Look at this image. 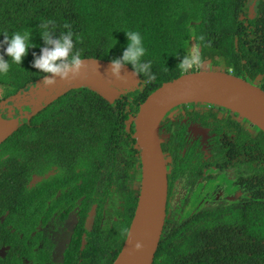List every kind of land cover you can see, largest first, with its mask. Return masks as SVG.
<instances>
[{
    "label": "trees",
    "instance_id": "trees-1",
    "mask_svg": "<svg viewBox=\"0 0 264 264\" xmlns=\"http://www.w3.org/2000/svg\"><path fill=\"white\" fill-rule=\"evenodd\" d=\"M252 4L251 0H0V55L6 47L4 34L30 33L35 45L21 65L5 55L10 70L0 75V85L5 87L0 98L27 89L46 75L31 63L32 53L39 54L44 45L40 34L45 23L57 37L70 29L81 58L119 57L128 43L125 31H138L147 49L143 59L151 61L155 74V80L148 83H144L147 77L140 75L141 88L122 94L113 103L88 87L70 90L38 114L42 119L21 127L32 131L26 139L28 145L51 148L48 156L54 162L67 157L69 181L89 200L84 201L85 218L88 203L95 202L103 209L104 189L115 198L114 205L121 203L118 216L121 213L122 219L114 220L107 232L89 230L86 242L74 234L60 251L50 245L51 240H44L41 246L40 233L0 232V242L10 246L6 255L0 254V264H113L127 238L140 192L127 180L132 175L133 180L141 178L135 124L128 125V121L149 94L184 74L178 63L186 53H198L202 63L210 60L226 71L233 66L236 75L264 88V0ZM194 41L200 45L198 52H194ZM229 56L235 64L228 62ZM260 75L263 77L258 79ZM253 143L249 145L253 155L244 156L237 185L232 187L242 190L241 198L220 199L210 205L206 195L196 193L189 202L185 198L176 202L154 264H264V131L258 127ZM46 169L39 164L37 171ZM25 176L31 177L29 168ZM63 182L61 179L59 184ZM21 185L25 186L23 179ZM175 187L170 181L171 196ZM37 191L44 203L55 198L58 190L44 182ZM25 195L30 199L31 195ZM202 198L206 200L201 202ZM28 206L29 202L16 206L19 222L24 220L21 210ZM55 210L53 207L51 213ZM36 226L29 224V229ZM56 256L62 259L56 261Z\"/></svg>",
    "mask_w": 264,
    "mask_h": 264
},
{
    "label": "flooded vegetation",
    "instance_id": "flooded-vegetation-1",
    "mask_svg": "<svg viewBox=\"0 0 264 264\" xmlns=\"http://www.w3.org/2000/svg\"><path fill=\"white\" fill-rule=\"evenodd\" d=\"M251 1L255 6L256 0ZM229 69L233 73V69ZM250 81L252 82V79ZM36 83L27 89L20 90L21 93L30 90L36 86ZM18 93L19 91L0 98L2 116L5 119L19 118L20 122L17 131L5 139L1 136L0 139V232L5 235L9 231L23 235L22 233L29 230L33 233L32 236L40 233L41 246L44 240H51L50 245L55 250L58 248V251L65 249L74 234L80 237L78 240L82 238L86 242L89 230L96 228L98 234L107 232L114 226V220L116 221L118 217L122 219L121 213L118 216V211L122 208L121 203L114 205L112 201L115 198L112 194H107L109 190L103 189L102 196L106 194L103 209H98V204L95 202L88 203L90 209L87 217H84L87 213V204L85 205L84 201L89 200L86 194L74 193L73 186L70 185L69 177H67L69 175L67 157H61L54 162L53 158L48 156L51 148L28 145L26 139L30 137L32 131L21 130L26 123L32 126L34 119H42L38 114L48 109L55 100L51 99L42 105L32 101L31 104H27L22 100L12 99ZM44 119L39 122V126L44 123ZM255 136L256 125L238 112L211 102H186L170 110L160 128L161 145L167 159L169 187L170 181H174L176 186L173 196L170 191L168 194L166 222L170 213L174 212L173 207L174 205L176 207V202L182 198L189 202L196 193L206 195L210 205L220 199L235 201L241 198L242 190H232L227 181H221V183L218 181L222 175H226L235 183V186L237 185V176L241 172L244 156L253 155L254 151L249 149V145L254 144ZM54 137L56 138L55 135ZM240 145L246 146V149ZM172 147L176 151L171 150ZM39 164L46 166L48 170L38 173ZM28 168L31 177H23V173ZM106 175L109 177V171ZM132 176L127 177L128 184L130 186L134 184V187L140 188L141 178L133 180ZM22 179L25 186L21 185ZM61 179L64 180L63 184H59ZM44 182L52 186L54 191H58L55 198L43 203L40 202L37 190L43 187ZM181 186H184L186 195L176 197ZM25 194L31 195L30 199ZM204 198L201 202L206 200ZM53 201L56 202L55 206ZM26 202H29V206L22 207L24 220L19 222L20 214L15 211L16 206L20 208L21 204ZM53 207L56 209L55 214L51 213ZM29 224H37V226L32 231L29 229ZM199 238L204 237L199 235ZM9 248L5 241L0 242L1 255H6ZM56 257L58 258L56 261L62 259L60 256Z\"/></svg>",
    "mask_w": 264,
    "mask_h": 264
},
{
    "label": "water",
    "instance_id": "water-1",
    "mask_svg": "<svg viewBox=\"0 0 264 264\" xmlns=\"http://www.w3.org/2000/svg\"><path fill=\"white\" fill-rule=\"evenodd\" d=\"M82 59L85 60V67L76 78H57L51 86L43 84L42 78L36 86L23 93L19 91L12 99L42 105L70 90L88 87L113 103L122 94L141 88L142 78L132 75L130 65L124 66L122 74L127 79L121 81L109 72L111 60L96 57ZM198 101L211 102L238 112L264 131V88L232 73V70L200 69L184 73L164 82L149 94L137 115L128 121V125L134 121L136 148L141 156L140 192L127 238L113 264H154L166 222L169 194L167 159L160 137L161 123L174 107ZM19 127V118L5 119L0 113V139L1 136L5 139Z\"/></svg>",
    "mask_w": 264,
    "mask_h": 264
},
{
    "label": "clouds",
    "instance_id": "clouds-1",
    "mask_svg": "<svg viewBox=\"0 0 264 264\" xmlns=\"http://www.w3.org/2000/svg\"><path fill=\"white\" fill-rule=\"evenodd\" d=\"M41 27L44 29L40 34L44 45L40 48L39 54L36 52L32 53L33 60L31 63L33 68L46 74L42 79L43 84L51 86L57 82V78L70 80L79 76L81 69L85 67V60L81 58L80 52L75 50L74 33L69 29L66 33H61L57 37L48 31L49 25L47 23L42 24ZM65 27L67 28L68 26L65 25ZM125 35L128 42L127 46L121 56L111 59L110 74L116 80L126 81L127 77L122 74V71L125 65H130L133 69L132 75L147 77L144 83L155 80L151 61L143 59L147 54V49L144 46V39L141 33L135 30H128L125 31ZM3 43L6 47L3 49V54L0 55V75H7L10 70V64L8 60L4 59L5 55L11 59L12 63L21 65L24 57L28 55L29 49L35 47V45L31 41V34L27 32L23 34L14 32L11 36L4 34ZM178 67L184 73L204 67L208 71L214 70L211 63L205 65L201 62L198 53H186L179 61ZM137 83H140V81ZM136 246L139 248L140 244L137 243Z\"/></svg>",
    "mask_w": 264,
    "mask_h": 264
},
{
    "label": "rangeland",
    "instance_id": "rangeland-1",
    "mask_svg": "<svg viewBox=\"0 0 264 264\" xmlns=\"http://www.w3.org/2000/svg\"><path fill=\"white\" fill-rule=\"evenodd\" d=\"M193 49L195 50H192V51H194V52H198L199 51V49H200V45H197L196 43H195V41H194V44H193ZM228 62L229 63H232V64H235V62L233 61V59L229 56L228 57ZM208 63H211L212 65H213V63L211 62V61H205L203 64H208ZM213 67H214V70L215 69H218V70H225V69H223V68H221L220 67V65H217V66H214L213 65ZM229 68H232L233 69V73L235 74V72H234V68H233V66H229ZM228 68V70L230 71V69ZM198 70H200L199 68H197ZM197 69H195V70H197ZM202 69H207L206 67H204V68H202ZM226 71V70H225ZM263 76L262 75H260L259 77H258V79H261ZM250 79V78H249ZM5 89V87L3 86V85H0V92H3V90ZM221 181H227V183H228V185L230 186V187H234L235 186V183H233L229 178H227V176L225 175V176H223L222 175V178L221 179H219V181H218V183H221ZM69 183H70V185H72L73 186V190H74V193L75 194H79L81 191H82V189H78L77 188V186H76V183L73 181V180H70L69 181ZM43 186V185H42ZM90 191L92 190V189H89ZM183 195H186V193H185V188H184V186H181V187H179V189H178V192H177V195H176V197H178V196H180V197H182Z\"/></svg>",
    "mask_w": 264,
    "mask_h": 264
}]
</instances>
